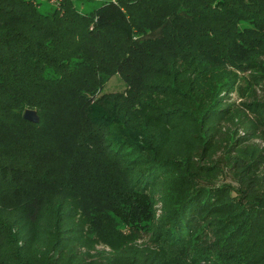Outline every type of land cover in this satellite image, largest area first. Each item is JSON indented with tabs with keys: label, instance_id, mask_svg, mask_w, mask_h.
<instances>
[{
	"label": "trees",
	"instance_id": "obj_1",
	"mask_svg": "<svg viewBox=\"0 0 264 264\" xmlns=\"http://www.w3.org/2000/svg\"><path fill=\"white\" fill-rule=\"evenodd\" d=\"M0 264H264V0H0Z\"/></svg>",
	"mask_w": 264,
	"mask_h": 264
},
{
	"label": "rangeland",
	"instance_id": "obj_2",
	"mask_svg": "<svg viewBox=\"0 0 264 264\" xmlns=\"http://www.w3.org/2000/svg\"><path fill=\"white\" fill-rule=\"evenodd\" d=\"M25 1H27V0H25ZM72 1L74 3L75 7L82 14H92L93 12H95V10L97 8L101 7L104 4V2H107L110 0H72ZM28 2H30V1H28ZM64 2H65V0H63V3ZM36 5H38L39 10L45 14H50L57 9V7L54 6L53 4H51L48 0H39V3H37ZM128 87H129V85L126 83L124 78L120 74H115L108 80L105 88L103 89V91L101 93L113 94V93H119V92H126ZM27 109H35V108H27ZM35 110L37 111V109H35ZM25 111H26V109L23 112V117H24ZM37 113H38V111H37ZM40 121H41V118H40ZM229 176H230L229 173H227V172L224 173L220 177L219 182H223V181H230L231 182L232 178ZM233 183H235V182H233Z\"/></svg>",
	"mask_w": 264,
	"mask_h": 264
},
{
	"label": "water",
	"instance_id": "obj_3",
	"mask_svg": "<svg viewBox=\"0 0 264 264\" xmlns=\"http://www.w3.org/2000/svg\"><path fill=\"white\" fill-rule=\"evenodd\" d=\"M24 118L32 123H38L40 121V116L35 109H26Z\"/></svg>",
	"mask_w": 264,
	"mask_h": 264
},
{
	"label": "built area",
	"instance_id": "obj_4",
	"mask_svg": "<svg viewBox=\"0 0 264 264\" xmlns=\"http://www.w3.org/2000/svg\"><path fill=\"white\" fill-rule=\"evenodd\" d=\"M27 1H30L34 4H37L39 3V0H27ZM51 4H53L54 6L57 7V9H60L62 8V5H63V0H48Z\"/></svg>",
	"mask_w": 264,
	"mask_h": 264
}]
</instances>
